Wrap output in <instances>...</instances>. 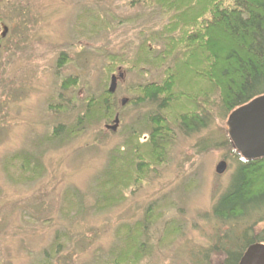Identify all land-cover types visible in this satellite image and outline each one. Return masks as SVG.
<instances>
[{
	"label": "trees",
	"instance_id": "trees-1",
	"mask_svg": "<svg viewBox=\"0 0 264 264\" xmlns=\"http://www.w3.org/2000/svg\"><path fill=\"white\" fill-rule=\"evenodd\" d=\"M124 1L125 10L136 13L121 17L105 11L110 24L94 9L78 8L72 24L75 40L84 35L87 39L86 34L95 37L100 29L143 27L118 52L103 55L100 82L95 91L86 88L81 100L74 92L79 88L77 78L62 79L58 103L50 110L56 119L50 132L30 142L29 149L7 157L8 167L20 174L19 181L38 180L50 146L64 144L94 126L104 125L107 131L108 124L118 119L116 130H108L118 142L108 152L103 171L86 192L71 189L63 194L60 215L71 222L86 212L99 214L125 204L155 169L170 162L178 138L210 130L237 108L264 96V0ZM57 61L58 70L67 62L62 63L61 57ZM119 74L123 78L117 83L129 76L139 80L126 85L125 105L117 100V88L108 92L111 77ZM69 89L77 108H68L62 96ZM68 109L72 114L77 111L71 123L57 122ZM195 147L201 153L225 151L232 172L210 211L200 215L215 233L208 248L192 254L191 264H238L249 246L264 244V158H241L226 130L208 133ZM87 196L93 203L89 208ZM162 217L159 206L149 204L141 219L118 225L109 249L99 250L98 264H141L150 259L156 247L151 232ZM178 224L164 223L158 247L172 242L171 233L179 234Z\"/></svg>",
	"mask_w": 264,
	"mask_h": 264
},
{
	"label": "rangeland",
	"instance_id": "rangeland-1",
	"mask_svg": "<svg viewBox=\"0 0 264 264\" xmlns=\"http://www.w3.org/2000/svg\"><path fill=\"white\" fill-rule=\"evenodd\" d=\"M81 5L109 24L105 11L121 17L136 13L125 10L124 0H0V264H98V252L109 249L115 228L141 219L149 204L158 205L163 217L151 232L153 255L141 264H191L192 254L208 248L215 233L200 215L210 211L232 172L225 151L201 153L195 146L208 133L225 131L227 119L190 139L178 138L170 162L155 169L125 204L99 214L86 212L72 222L60 215L63 194L71 189L86 192L118 142L104 125L50 146L38 180L21 176L19 181L18 171L8 167L9 155L29 149L30 142L52 129L56 119L50 110L58 103L62 79L77 78L74 92L81 100L86 88L95 91L100 82L103 55L118 52L143 27L100 29L95 37L86 34L87 39L75 40L72 24ZM59 57L67 61L60 70ZM138 81L129 76L117 83V100H127L126 85ZM72 93L62 92L70 109L78 104ZM67 111L57 122L71 123L77 111ZM222 161L227 170L219 176L215 168ZM92 204L87 196L85 207ZM170 220L179 221V234L171 233L172 242L158 247L163 225Z\"/></svg>",
	"mask_w": 264,
	"mask_h": 264
},
{
	"label": "water",
	"instance_id": "water-1",
	"mask_svg": "<svg viewBox=\"0 0 264 264\" xmlns=\"http://www.w3.org/2000/svg\"><path fill=\"white\" fill-rule=\"evenodd\" d=\"M112 76L108 92L113 94L117 87L118 79ZM125 105V101H121ZM108 130H116L118 119ZM226 133L235 151L247 161L264 158V96L257 97L231 112L226 120ZM227 170V164L222 161L217 164L215 173L223 175ZM238 264H264V244H253L244 252Z\"/></svg>",
	"mask_w": 264,
	"mask_h": 264
},
{
	"label": "flooded vegetation",
	"instance_id": "flooded-vegetation-1",
	"mask_svg": "<svg viewBox=\"0 0 264 264\" xmlns=\"http://www.w3.org/2000/svg\"><path fill=\"white\" fill-rule=\"evenodd\" d=\"M3 36H4V35H3ZM2 38H4V37H2ZM2 38H1V39H2Z\"/></svg>",
	"mask_w": 264,
	"mask_h": 264
}]
</instances>
